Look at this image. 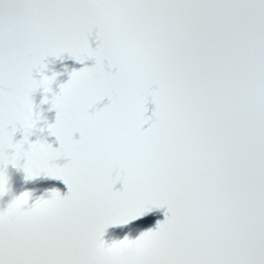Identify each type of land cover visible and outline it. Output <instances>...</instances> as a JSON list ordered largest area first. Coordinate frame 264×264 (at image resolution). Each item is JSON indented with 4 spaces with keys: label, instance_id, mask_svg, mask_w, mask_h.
Here are the masks:
<instances>
[{
    "label": "snow or ice",
    "instance_id": "1",
    "mask_svg": "<svg viewBox=\"0 0 264 264\" xmlns=\"http://www.w3.org/2000/svg\"><path fill=\"white\" fill-rule=\"evenodd\" d=\"M65 53L96 63L51 100L57 148L29 139L32 96ZM9 165L69 191L15 199L43 223L0 210V264H102L129 247L132 264H264V0H0V197ZM165 207L155 230L105 241Z\"/></svg>",
    "mask_w": 264,
    "mask_h": 264
},
{
    "label": "clouds",
    "instance_id": "2",
    "mask_svg": "<svg viewBox=\"0 0 264 264\" xmlns=\"http://www.w3.org/2000/svg\"><path fill=\"white\" fill-rule=\"evenodd\" d=\"M54 74H56L55 78L51 79V82L48 85L49 88L51 89L50 92L53 93L52 99L54 98L56 94L54 92V85L57 84V80L59 76V73H54ZM52 76L53 75L49 77H52ZM65 84L66 83H61L59 85L60 89H61V86ZM39 124L40 122L36 124L35 129L39 128ZM39 131L43 133L44 129L39 128ZM5 198H7L6 206L0 208V210H4V211L11 210L15 212L21 218L22 221L40 222V223L46 222V218L41 213L37 212L35 208L32 207L30 204L25 203L19 206L14 204V201L16 198L14 197L11 191V186L9 185V183L7 185V191L2 197H0V201H3ZM139 257H140V253L136 247L124 248V249L117 250L115 252L102 251L98 254L99 260H107V261H112L113 259H115L117 261L125 262V261L137 260L139 259Z\"/></svg>",
    "mask_w": 264,
    "mask_h": 264
}]
</instances>
